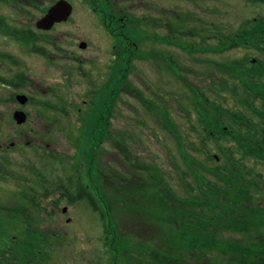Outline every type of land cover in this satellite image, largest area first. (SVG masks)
<instances>
[{
  "label": "rangeland",
  "instance_id": "rangeland-1",
  "mask_svg": "<svg viewBox=\"0 0 264 264\" xmlns=\"http://www.w3.org/2000/svg\"><path fill=\"white\" fill-rule=\"evenodd\" d=\"M76 3L68 25L74 37L69 48L85 61H69L77 77L73 73L75 81L67 86L68 109L71 103L73 109L83 108L84 99L93 102L91 90L104 84L98 74L102 63L89 59L97 58L105 29L83 0ZM133 3L126 35L140 53L130 67L128 62L117 65L116 112L110 128L101 131L96 151L91 148L94 130L87 123L76 127L81 120L77 113L64 120L41 117V123L15 130L8 117L0 118V257L12 252L21 263L34 255L37 264H176V246L168 237L181 236L183 224L208 246L197 254L179 248L182 264H240L247 244H256L254 253L263 252L264 224L249 234L230 230L224 227L226 216L200 219L195 206L210 192L223 206L230 198L264 214V163L250 157L239 171L236 153L238 146L247 151L260 141L259 117L236 141L206 140L209 131L223 128L219 120H232V112L246 108L247 115L253 113L245 86L254 94L263 89L250 77L264 84V52L257 47L259 33L249 35L247 28L264 18V5L253 0ZM87 37L93 47L81 52L74 39ZM79 67L89 76L82 78ZM10 90L0 86V96L7 97ZM49 120L54 128H47ZM30 127L34 131L25 132ZM72 174L88 186L106 218L87 201L69 204L58 190L49 198L41 195L45 183L66 181ZM156 178L163 183L160 191L169 194V208L147 198L157 195L149 189ZM212 184L220 190H212ZM242 188L251 190L253 198L239 196ZM228 244L239 245L242 252L231 256L223 251ZM168 252L171 256H164ZM247 256L253 260L251 250ZM12 258L0 264H19Z\"/></svg>",
  "mask_w": 264,
  "mask_h": 264
},
{
  "label": "flooded vegetation",
  "instance_id": "flooded-vegetation-1",
  "mask_svg": "<svg viewBox=\"0 0 264 264\" xmlns=\"http://www.w3.org/2000/svg\"><path fill=\"white\" fill-rule=\"evenodd\" d=\"M60 2L72 5L71 16L50 26L47 24L50 28H43L42 20ZM83 3L85 7L91 8L96 21L105 29V32H102V44L100 43L104 46L97 44V58L89 59L91 63L95 59L102 63L99 64L98 74L102 75L104 84L99 86L100 81L97 91L91 90L90 96L94 98L98 92L99 97L105 92L108 93L110 128V119L116 112L117 65L123 58H127L129 63L137 58L131 47H118L117 40L118 36H125L128 43L131 42V38L126 34L133 22L134 3L133 0H83ZM77 5L76 0H0V86L6 90L11 89L7 97L0 96V118L8 117L14 130L24 128L30 123H41V117L50 120L52 117H62L64 120L66 117H75L76 113V117L81 118L85 113L90 115L92 112L90 109L84 110L85 107H91V99H84L83 108L78 109H73L72 103V109H68L66 99L67 86L75 81L73 73L76 71L73 66L70 68L69 61L80 64L85 61L84 56L69 48L70 38L74 37L70 35L68 25L75 15ZM92 42L89 37L84 40L75 38L74 46L85 52L93 47ZM82 44H86V47L82 48ZM132 45L138 50V45ZM121 49L124 52H121ZM137 53H140L139 50ZM78 69L82 78L89 76L82 67ZM53 78H58L59 81L54 82ZM44 81H47V84ZM49 95L55 97L54 101L48 98ZM22 96L27 98L25 103L20 99ZM4 105L9 109H4ZM38 107L40 109H37ZM18 112L25 114L24 123L17 122ZM77 126L80 127L81 123L78 122ZM52 127V123H49L47 128ZM30 131H34V128L30 127L25 132Z\"/></svg>",
  "mask_w": 264,
  "mask_h": 264
},
{
  "label": "trees",
  "instance_id": "trees-1",
  "mask_svg": "<svg viewBox=\"0 0 264 264\" xmlns=\"http://www.w3.org/2000/svg\"><path fill=\"white\" fill-rule=\"evenodd\" d=\"M253 2L255 3H259V4H263L264 5V0H253ZM247 33L249 35L252 34V36H256L258 33V44L257 47L260 48L262 50V52H264V18H260V19H255L253 20L251 25H248L247 28ZM246 33V34H247ZM241 38V37H240ZM118 47H131V50L135 53H137V49H135V47H133L132 43L136 44V42H130L128 43V41L126 40V37H121L118 36ZM137 45V44H136ZM121 52H124L121 49ZM127 58H123L121 60L120 63H125L128 62L126 64L129 65V60L127 61ZM131 63V62H130ZM242 66H244L245 63H241ZM122 65V64H121ZM131 65L127 66L130 67ZM253 76V75H250ZM250 82L254 83V86H258L261 85L263 87V89H259L258 90V94H254L252 92V90L246 87V91L245 94L247 95V99L250 102V111L253 112L252 114L250 113L249 115H247L245 112L248 111V109L243 108V110L239 111H235L232 112L231 115V119L229 122H225L223 119L219 120L218 123H220L222 125L223 128L220 129V132H216V131H209L206 134V140H212L214 139V137L218 136L217 140H224V139H228V140H233L236 141L237 138L240 135L244 134V131L247 129V127L249 126V124L255 123L254 122V116L259 117V130H260V141L258 142V144L252 143L250 145L249 148H247V151H244V149L242 147H237L236 149V153L239 154V171H244L243 167L245 164V159H249L251 158H257L260 159V161L262 163H264V84L262 82H258L255 81L253 79V77H250ZM120 84V82H119ZM120 87V86H119ZM106 91H108V89H106ZM99 93L96 94L95 100L93 101V103L91 104L90 110H92V112L90 113V115L85 113L84 117H81V120L79 121L80 123H87L88 126H91V128H93V143L94 145H92V149L96 151V146L97 144L102 140L100 138L101 136V131H107L108 125H109V95L107 92L105 93H101L102 95L99 97ZM98 95V96H97ZM99 97V98H98ZM259 97V98H257ZM105 102V104H104ZM242 109V108H241ZM245 111V112H243ZM249 111V112H250ZM226 126V128H225ZM247 131V130H246ZM234 154V153H232ZM92 160H95L96 155H92ZM93 164V162H92ZM233 170H235V168L233 167V169L230 172V176H235V171L233 172ZM250 175V173H248ZM52 181V180H51ZM153 185L150 184L149 185H145L144 189L148 190V186L149 189H153L155 190L157 193L156 197H153L152 195H147V198L150 200V203L152 204L154 202V204H159L161 207H168L169 208V202L168 199H166L169 195L167 191L165 192H161L160 189L162 187V180H160V178H156L153 180ZM252 181V180H251ZM264 181V180H263ZM209 183V182H207ZM226 184V183H225ZM44 188L45 191L44 193H42L41 195L45 198H49L50 194L53 193V190H58L60 192L59 197L66 199L68 201L69 204H74L76 202L79 201H87L90 206L93 208L94 211H97L101 214L102 217L106 218L104 213L102 211H100L97 202L95 201V199L93 198L92 195L87 193V185H84L80 179V177H78V175L72 174L70 176L67 177V180L64 181L62 178H59V180H56L54 182H52V184L48 185L47 183L44 184ZM212 187V190H220V188L215 185L212 184L210 185ZM225 188L226 185H223ZM165 188V187H164ZM166 189V188H165ZM229 189V188H228ZM147 192V191H146ZM205 192H207V190H205ZM260 192H261V198H264V185L260 187ZM209 193L207 194V196H205L204 200H200L197 201L196 206H195V211L197 213L196 217L200 218L201 216H205L207 217V219H212V220H216L218 218V216L224 215L226 216V220H227V225L224 226L230 230H238L239 232H246L247 234L250 233L251 229L257 224V226H261V224H264V214L261 212H258L256 210H254L253 208H250L249 210H247L244 205L242 204H238L234 201H231V199L229 198L228 200L226 199V205L223 206L221 205L218 200L214 201L213 199H211V195L209 196ZM239 196H246V197H250L253 198V192L249 189L246 188H242L239 191ZM52 203V202H50ZM150 204V205H151ZM168 204V205H167ZM36 205V204H35ZM106 205V204H105ZM37 206V205H36ZM107 207V205H106ZM108 207H107V211H108ZM106 211V213H107ZM108 215V213H107ZM201 219V218H200ZM209 219V220H210ZM107 226L109 229V221H107ZM198 228H201V226H198ZM208 228V227H207ZM107 232V230H106ZM169 241L170 243H172V245H175V249L174 252H176V255H174V257L176 258V264H182L183 261H185L184 259V255L178 253L179 248H181L180 250H196V254L197 252L199 253L200 251H203V248H206L207 242L208 241H204L202 239H200L197 236H193L190 233V230L187 228V224H183V229H182V233L181 236L178 235H169ZM189 238V239H188ZM252 246L255 247L256 244H247V246L245 247V254L244 257H242L240 260L238 259V263L240 264H264V249L263 252H260L259 254L257 252H253L252 250ZM229 247H232V249H229ZM173 247H171L172 249ZM241 247H239V245H226L225 249L223 251H227L230 253V255L232 256L233 254H235L236 252H242V250L240 251ZM251 248V249H249ZM264 248V244H262V247ZM250 250L252 252L253 255V260L251 259V257L247 256V254L250 253ZM173 251V250H171ZM6 254V256H2L0 257V263L7 261V259L11 258L13 260H18L19 264H37L39 262H36V256H31V258H23L22 260H24V262L20 263L19 257L17 255H13L12 252H8ZM16 254V253H15ZM169 254V255H168ZM166 257H170L171 253H165ZM21 260V261H22ZM170 260V259H168ZM162 261V260H161ZM160 261V263H161ZM179 262V263H178ZM8 263V262H7Z\"/></svg>",
  "mask_w": 264,
  "mask_h": 264
},
{
  "label": "water",
  "instance_id": "water-1",
  "mask_svg": "<svg viewBox=\"0 0 264 264\" xmlns=\"http://www.w3.org/2000/svg\"><path fill=\"white\" fill-rule=\"evenodd\" d=\"M72 14V5H70L67 2H60L55 7H53L48 15L42 20L41 26L43 28H50L49 26L54 24L57 21H61L62 19L66 20L68 19ZM49 24V26H47ZM86 44H82V48H85ZM22 100V103L26 102V97L22 96L20 97ZM16 120L19 124L24 123L26 120V116L22 112H18L16 114ZM68 210L67 207L63 208V211L66 212Z\"/></svg>",
  "mask_w": 264,
  "mask_h": 264
}]
</instances>
